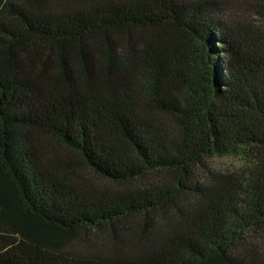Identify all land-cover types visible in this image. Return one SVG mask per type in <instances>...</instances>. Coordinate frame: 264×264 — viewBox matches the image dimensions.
Instances as JSON below:
<instances>
[{"label":"trees","instance_id":"trees-1","mask_svg":"<svg viewBox=\"0 0 264 264\" xmlns=\"http://www.w3.org/2000/svg\"><path fill=\"white\" fill-rule=\"evenodd\" d=\"M249 7L0 0V264H264Z\"/></svg>","mask_w":264,"mask_h":264},{"label":"rangeland","instance_id":"rangeland-1","mask_svg":"<svg viewBox=\"0 0 264 264\" xmlns=\"http://www.w3.org/2000/svg\"><path fill=\"white\" fill-rule=\"evenodd\" d=\"M245 8L247 6H244ZM247 9V8H246ZM246 17L250 22L256 23V25L261 26L264 30V23H261L262 19L256 14L255 9L249 7L248 10H246ZM208 163L217 169H220L222 171L229 169V170H238L242 167L243 161L239 156H224V157H212L208 160Z\"/></svg>","mask_w":264,"mask_h":264}]
</instances>
